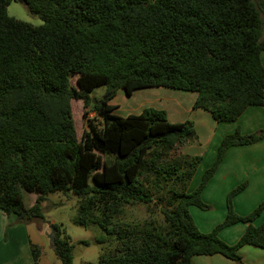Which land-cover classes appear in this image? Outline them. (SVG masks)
Here are the masks:
<instances>
[{
    "label": "trees",
    "instance_id": "obj_1",
    "mask_svg": "<svg viewBox=\"0 0 264 264\" xmlns=\"http://www.w3.org/2000/svg\"><path fill=\"white\" fill-rule=\"evenodd\" d=\"M15 1L0 0V211L40 222L50 194L75 195L74 223L100 230L96 264H193L216 254L243 264L241 248L264 249V222L254 225L264 201L247 216L234 211L247 183L229 193L227 215L211 232L190 212L209 209L202 193L226 152L262 141L264 130L226 135L190 191L202 162L182 152L198 143L193 122L171 123L155 108L120 117L110 104L119 89L187 91L197 94L194 108L226 123L264 105V0H26L40 26L11 17ZM100 87L112 94L95 104L90 94ZM73 100H83L85 117L92 107L104 120L83 141ZM33 192L27 206L24 195ZM137 206L159 208L162 218L125 219ZM238 223L245 233L225 243L220 232ZM53 227L58 259L74 264L70 237ZM31 250L38 264L41 248Z\"/></svg>",
    "mask_w": 264,
    "mask_h": 264
},
{
    "label": "crops",
    "instance_id": "obj_2",
    "mask_svg": "<svg viewBox=\"0 0 264 264\" xmlns=\"http://www.w3.org/2000/svg\"><path fill=\"white\" fill-rule=\"evenodd\" d=\"M262 63L264 65V52ZM159 92L161 94H156L157 97L149 101L151 108L156 107L155 109L165 111L171 123L190 120L194 124L198 143L182 149L184 154L202 157L192 183H195L196 177L202 178L204 172L212 166L218 147L226 135L238 129L243 135L264 130V105L249 107L234 122H217L208 111L194 108L196 93L168 88ZM201 178L195 184L191 183L190 191L199 185ZM243 183H247V186L234 197L233 207L238 215L247 216L264 201V139L252 145L231 147L226 152L215 175L202 193V200L209 209L201 210L197 207L190 209L200 231L209 233L224 221L228 212V195ZM263 222L264 212L254 225L259 226ZM247 227L244 223L235 224L222 230L220 238L225 243L234 245ZM47 234L48 231L40 229L35 224L18 223L16 215H6L0 211V264H34L31 244L41 248L38 264H62ZM240 255L244 264H264V249L244 246L240 250ZM192 263L237 264L219 254L196 255L192 257Z\"/></svg>",
    "mask_w": 264,
    "mask_h": 264
},
{
    "label": "rangeland",
    "instance_id": "obj_3",
    "mask_svg": "<svg viewBox=\"0 0 264 264\" xmlns=\"http://www.w3.org/2000/svg\"><path fill=\"white\" fill-rule=\"evenodd\" d=\"M9 7L8 13L11 17L30 23L34 26H40L43 24V21L38 16L32 15L29 12L25 4L15 1ZM75 81L76 77L73 76L72 84L74 86H76ZM165 89L166 88L140 89L134 91L132 95H127L124 90L119 89L114 93V97L110 100V104L115 107L112 113L120 117H127L131 114L141 113L144 109L151 108L152 106L149 101H152L151 99H155L158 94H161L159 90ZM111 94L112 92L107 95L106 87H100L95 89L90 94V97L93 102L96 101L97 104H99L100 101L107 100ZM71 106L80 140L83 141L86 134L90 132V126H95L98 130L103 128V118L97 114L92 107L87 109L88 114L86 117L84 116L85 109L83 100H73ZM199 178L201 177H196L195 183L200 180ZM195 183L193 182L192 184ZM37 195L38 194L35 192L25 193L24 200L26 205L32 206L36 201ZM78 210L79 199L75 195L52 193L48 196L47 201L43 203L45 220L32 222L30 224H35L40 229L46 230V232L48 231V234L51 233V226L53 224L61 226L74 245V264H96L99 256L103 252V246L96 242V238L100 235V230L97 228L85 229L77 226L74 223V219L78 215ZM154 217H157L158 219L162 218L161 214H159V208L152 207V209H148L144 206H137L127 209L125 219L144 220ZM106 247L111 248L113 245L111 244Z\"/></svg>",
    "mask_w": 264,
    "mask_h": 264
},
{
    "label": "water",
    "instance_id": "obj_4",
    "mask_svg": "<svg viewBox=\"0 0 264 264\" xmlns=\"http://www.w3.org/2000/svg\"><path fill=\"white\" fill-rule=\"evenodd\" d=\"M18 2H21L23 4H26V0H16ZM95 104H97V102L95 101L94 102ZM55 233H56V230L54 229L53 225L51 226V233L48 234V238L53 242L54 240V237H55Z\"/></svg>",
    "mask_w": 264,
    "mask_h": 264
}]
</instances>
